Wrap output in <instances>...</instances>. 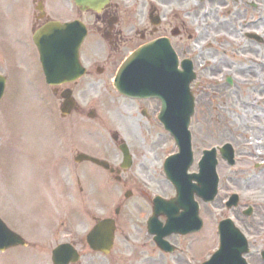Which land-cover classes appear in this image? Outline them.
I'll return each mask as SVG.
<instances>
[{
  "label": "rangeland",
  "instance_id": "374dc122",
  "mask_svg": "<svg viewBox=\"0 0 264 264\" xmlns=\"http://www.w3.org/2000/svg\"><path fill=\"white\" fill-rule=\"evenodd\" d=\"M145 1L118 0L124 8H139L140 11L144 9ZM251 1L205 0L200 5L199 0H171L172 5L168 7L186 8L193 29L199 28V21H211V25L218 20H227L224 26L218 23V30L211 33L212 39L208 40H213L215 47L207 49L206 59L211 57L210 52H214V57H224L233 62L234 68L242 73L246 71L243 76H239L241 80L246 78V73L256 77L263 75L257 79V83H261L257 86L236 81L230 87L219 85L216 88L209 84L210 93L203 94L201 99L197 98L196 113L191 125L196 159L202 156L203 150L230 141L236 148L237 160L231 166L219 155L220 193L213 204H203L205 226L201 238L196 237V244L203 250V253L201 251L196 254H203V260L209 257L211 250L218 247L217 226L225 217H232L248 237L251 249L245 257L249 261L252 259L250 263L259 261L260 249H264V170H255L256 163L264 161V158H256L264 157V66L254 65L239 54V49L245 52L246 46L253 51L257 50V53L253 52L256 55L264 56L259 54L260 50L264 51V44L260 47L254 41H248L245 36L250 30L244 27L246 18L260 15V10L253 8ZM257 1L264 3V0ZM16 3L14 0H4V7L10 10V17L5 19L6 22L2 20L0 37L10 41L11 49L8 53L21 56L25 66L36 58L39 61V58L26 39L17 43L10 34L29 31L28 15L23 6ZM50 4L60 16L74 17L75 9L68 0H50ZM206 8L213 11L207 18L199 13ZM139 18L141 23L143 17ZM225 36H231L229 39L235 44L229 43ZM26 75L28 68L22 76H12L0 103V137L3 142L0 150V216L11 228L30 240L33 248L20 247L0 252V264H53L52 250L62 242L76 245L82 255V264H174L171 260H163L159 251H152L154 245L131 251L128 248H134L133 245L126 242L122 235L117 236L114 251L109 255L93 251L86 241L87 233L95 224L94 217L114 214L116 203L108 207L88 203L87 192H82L76 183L75 177L80 175L83 178L82 171L86 168L84 163L75 164L73 161L75 145L83 148V142L86 139L91 141L94 136L98 140L103 136L101 144L106 143L107 139L109 143L115 128L111 121H121V117L127 121L124 125H128V129L122 132L132 143L139 130L138 126L148 121L140 107L134 101L125 102L126 98L113 85L112 73L111 77H104L107 78L105 81L103 78L92 80L87 76L79 82V87L86 89L81 94L79 91L80 100L86 112L94 108L97 116L90 118L86 113L77 112L61 120L58 109L61 102L55 99L57 110L53 113L52 103L51 107L48 105V102H52L53 94L45 85L42 73L39 81H42L43 89L39 88L40 83L31 75ZM112 107L115 109L110 112ZM151 116L150 121H158L155 114L151 113ZM81 122L83 124L79 125ZM116 122L114 124L120 128ZM79 127L80 138L76 139L72 132ZM161 130L164 131L163 128ZM158 132L156 129L157 137ZM161 136L166 146L156 161L157 168L164 155L178 150L169 133L165 131V135ZM75 165L80 172L74 169ZM161 176L165 178L162 173ZM164 185L168 195L175 194L166 178ZM105 187V190L97 192L95 198L103 201L110 199L111 184ZM232 192H238L241 200L237 207L228 210L225 201ZM249 205L255 208L251 216L244 214ZM137 219L138 216L130 210L122 215L119 220L121 232L124 229L131 236L138 233L139 227L144 225L137 226Z\"/></svg>",
  "mask_w": 264,
  "mask_h": 264
},
{
  "label": "flooded vegetation",
  "instance_id": "af4514ba",
  "mask_svg": "<svg viewBox=\"0 0 264 264\" xmlns=\"http://www.w3.org/2000/svg\"><path fill=\"white\" fill-rule=\"evenodd\" d=\"M14 1L19 4L23 1L25 7L31 4L33 11L32 13H27L29 18V31H19L15 33V35L10 32V34L17 43H20L21 40L23 42L24 39H26L31 49L36 52L33 43V33L45 23L51 20H61V18L53 15L52 11H54L55 8L50 4V0ZM170 2L171 0H146L143 3L144 9L142 11H140L139 8H124L118 0H111L110 3L100 11L92 9L82 10L80 7H76L75 16L63 19V21L79 19L87 28V36L80 49V57L85 67V74L81 79L70 83L68 86L63 87L61 85L52 87L54 97L62 102V90L66 87L70 88L72 96L76 99V106L73 114L77 112L87 114L88 111L86 112L81 104L79 95V91L81 94V92L86 91V89L79 87V82L87 76L92 80H96V78H103V81L107 80V78L104 79V77L109 75L111 77V73L114 76L123 57L128 51L140 43L137 39L150 40L159 37H168L171 40L181 61L188 57L192 60L198 76V80L194 85L196 95L200 98L203 94H209L208 85H214L209 79L218 77L220 73L231 69L232 66L230 61L223 58L221 59V65L216 66L212 64L211 61L215 58L214 52H210L211 57L206 59L205 53L210 48L215 47L208 39H212L211 33L214 34L218 30L217 25L219 20L217 23L214 22V24L211 25V21L205 23L199 21V28L193 29L194 26H191L189 22V14L186 12V8L168 9V7L172 5ZM39 5L42 7V10L38 9ZM199 13L202 17L207 18L210 16L205 15L203 10ZM9 15L10 10L0 5V26L2 25V20L5 21L6 18L10 17ZM140 16L143 17L141 23ZM153 21L157 22V24ZM258 27H264V21L262 25ZM250 40L252 41V39ZM191 41L193 43H191ZM6 42H9V40L0 37V73L4 74L6 77L4 94H6L7 85L14 74L20 77L28 68V74H31L36 81H39L40 72L42 73L37 58L30 63L27 62L26 65L23 66L22 60L18 58L17 55L7 56L3 52L2 46ZM194 42L196 43V48L193 46V44H195ZM254 42L260 47H263L262 44H264V42ZM246 51L248 53L258 52L257 50H251V48H247ZM223 53L228 55L226 52ZM260 53L264 55V51L260 50L259 54ZM226 81L229 82V78H227ZM39 82L40 84L42 83V81ZM128 101H134L137 107H140L141 113L148 118L147 123L143 126H138L139 130L133 138L132 143L129 139L128 142L126 141L129 145H125L128 149L127 153L122 150L125 143L124 139L117 133L113 134L115 138L114 145L107 142L101 144L97 141L95 145L96 149H89L88 151L87 148L91 145L88 139L83 142V148L75 145V156L80 153H89L100 159L109 161L102 166L87 161V171L86 169L84 170L86 184L85 186L82 185L79 175L77 176V182L80 184L82 192L86 191L87 195L94 194L95 197L97 192L106 188L105 186L107 182H109L111 184V189L109 190L111 191L110 198L113 200L110 201L116 202L117 207L115 209L116 211L118 209V214L110 217L116 218L117 232L121 233L124 240L131 243L134 247L128 249L134 252L136 249H141V247L145 248L149 245H154L152 251L157 252L160 250L156 247L157 245L154 241V237L149 234L147 226L153 211V197L155 196L153 195V190L159 189L167 192L164 179L156 165V161H158L161 152L165 149L166 142L161 136L163 134L162 131H160L157 126L159 122L150 121L152 119L151 113L157 114L160 103L154 99L125 100V102L129 103ZM103 104L105 105V102H103ZM88 113L90 114L91 112ZM81 124L83 123L81 122L79 125ZM135 127L136 125L134 128ZM79 128L74 131L78 132ZM127 129L126 127V130ZM156 129L159 130V137L155 135ZM103 181L105 185H103ZM162 195L165 196V194ZM86 199L89 202V197ZM97 201L102 202L103 200L98 199ZM105 201L107 202L108 200ZM129 210L132 214L138 216L136 225H144L140 226L139 232L133 234V236L125 233L124 229L122 233V229L119 225L121 216L125 215ZM134 210H136V212ZM163 219L162 217L160 220ZM183 238L184 237L180 235H171L167 238L175 245L176 250L173 253L160 251L163 260H171L174 264H187L188 260L182 248L185 244ZM190 249L193 256L194 250L196 257L200 258L201 255L196 254V252H201L200 249H193V245H190ZM258 257L259 261H254L252 264H261L264 262L262 256ZM250 262H252V259Z\"/></svg>",
  "mask_w": 264,
  "mask_h": 264
},
{
  "label": "water",
  "instance_id": "95a60500",
  "mask_svg": "<svg viewBox=\"0 0 264 264\" xmlns=\"http://www.w3.org/2000/svg\"><path fill=\"white\" fill-rule=\"evenodd\" d=\"M107 0H76L78 4H89L93 8H99ZM61 30H64L65 27L62 25H58ZM46 31V32H45ZM52 30H47V28L40 30L36 34V41L41 46V54L42 59L45 64L46 73L48 75V79H50L51 83L60 81V76H64V80H66V74H61L63 71L66 72V69L63 67L62 62L55 61V49L58 48L54 47V36L51 34ZM45 34V36H43ZM41 41L43 43H41ZM81 36L77 39V42L80 43ZM60 46H62L60 44ZM156 48V49H154ZM163 50L166 54L170 53L168 45H164L158 42L155 46L149 45L146 48L141 49L135 56L139 57L140 59L146 60L147 68H143L139 72H135L131 70L128 65L131 63L132 60H128L127 63L121 69L119 75L116 78V86L117 88L123 93H135L142 91L138 87L133 86V82L145 84L144 89L148 91H157L158 89H163L162 94L165 96V93L168 94V97L172 99L174 102V109L171 110L165 106L163 109V113L161 114V120L164 122L167 129L171 130L181 147L182 153L176 157L178 164L184 163L185 160L189 158L191 154L190 145H189V132H188V125L190 122V118L194 113V98L190 91L188 90L189 83L192 79L189 76L179 75L177 76V80L170 82V67H168L166 62V57L162 59V64L167 67L164 71L167 74L166 79H159L153 78L150 76L151 66L149 65V61L152 59L153 63H160V55L157 54V50ZM159 51V50H158ZM155 52V54H154ZM149 60V61H148ZM153 70V69H152ZM175 71V67L172 68ZM172 71L173 75L174 72ZM60 75V76H59ZM59 76V79H58ZM181 81L182 91H167V88L170 89L171 86H174L178 81ZM164 87L166 90L164 92ZM139 89V90H138ZM184 89V90H183ZM1 96V90H0ZM64 112H68V110H64ZM183 160V162L180 161ZM233 161V160H232ZM208 163L207 167L210 168L213 172L215 170V163ZM211 165V166H210ZM208 169L204 170L203 174L200 175V183L199 189L194 191L202 192L205 199H213L217 190V178L214 179L213 172ZM167 171L171 179L174 180L175 185L178 189V195L183 198L182 202L176 206V210L173 211V205L171 203L164 204V207L167 211H169V216L173 218V223H176L178 226L182 228V218L180 219V215H183V212L179 214V209L184 208L186 212L189 211V203L191 200L194 199V192H190L188 190L187 185L183 179L185 175L186 168L183 167V170L180 174H176L174 172V167H170ZM174 175H177L174 177ZM211 175V177H210ZM199 176V175H196ZM191 199V200H190ZM176 199L174 202H177ZM189 201V202H188ZM188 202V204H187ZM184 211V212H185ZM198 212V211H197ZM181 215V216H182ZM232 225L230 220H224L221 222V226L225 229L223 233V249L226 250V253L222 254L221 260H225L226 264H247L245 259L242 257V253L248 250L247 242L243 238L239 232L234 235L231 232ZM113 230L114 225L111 220L105 219L102 220L92 232L89 234V242L94 248L101 249L104 251H109L112 242H113ZM17 244H26L23 238L11 231L6 224L0 219V248L6 249L10 246H14ZM237 258V259H235ZM79 259V254L73 249V247L69 244L60 245L57 247L53 252V260L55 264H69L70 262L77 261ZM230 259L231 261H229ZM237 260V261H236ZM233 261V262H232Z\"/></svg>",
  "mask_w": 264,
  "mask_h": 264
}]
</instances>
